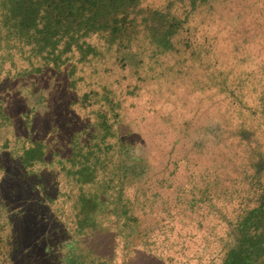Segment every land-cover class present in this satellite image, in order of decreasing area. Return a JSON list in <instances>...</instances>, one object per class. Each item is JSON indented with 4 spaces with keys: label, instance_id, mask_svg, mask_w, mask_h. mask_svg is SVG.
<instances>
[{
    "label": "rangeland",
    "instance_id": "1",
    "mask_svg": "<svg viewBox=\"0 0 264 264\" xmlns=\"http://www.w3.org/2000/svg\"><path fill=\"white\" fill-rule=\"evenodd\" d=\"M71 3L0 0V264H264V0Z\"/></svg>",
    "mask_w": 264,
    "mask_h": 264
},
{
    "label": "trees",
    "instance_id": "2",
    "mask_svg": "<svg viewBox=\"0 0 264 264\" xmlns=\"http://www.w3.org/2000/svg\"><path fill=\"white\" fill-rule=\"evenodd\" d=\"M45 4L47 5V13L51 14L55 19L62 20L71 13V11L68 10V8H72L71 0H45ZM40 6V3L37 6L31 3L29 10L35 8L39 9ZM26 11H28V7Z\"/></svg>",
    "mask_w": 264,
    "mask_h": 264
}]
</instances>
